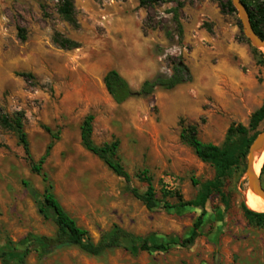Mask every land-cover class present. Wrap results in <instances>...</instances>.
I'll return each mask as SVG.
<instances>
[{"label":"rangeland","instance_id":"rangeland-1","mask_svg":"<svg viewBox=\"0 0 264 264\" xmlns=\"http://www.w3.org/2000/svg\"><path fill=\"white\" fill-rule=\"evenodd\" d=\"M74 3L78 28L62 21L53 0H0V113L23 115L34 162L51 141L42 127L57 134L42 172L91 242L97 243L113 225L149 245L181 241L191 234L202 209L147 211L122 179L82 147L81 122L93 115L95 145L118 141L117 159L134 189L144 192L138 176L145 169L161 205L176 204L178 196L194 200L200 185L214 178V170L181 142L180 127L196 125L199 140L217 146L231 125L247 127L264 101L260 52L244 36L237 13L222 14L217 0H161L144 8L139 0ZM177 3L182 4L181 40L170 13ZM166 31L173 33L172 40L166 39ZM56 33L79 48H58L52 42ZM150 58L158 65L155 75H170V63L181 58L192 81L115 104L102 83L105 73L117 70L138 91L134 82L151 78L139 76ZM262 131L264 119L257 135ZM257 175L264 188V173ZM44 186L42 177L31 172L16 135L0 128V253L9 257L20 251L30 235H54L50 216L45 219L38 212L32 197V191L40 196ZM245 190L244 174L234 169L222 194L210 195L199 237L187 249L115 248L92 257L75 247L50 254L34 248L23 264H264V228L248 223L241 211Z\"/></svg>","mask_w":264,"mask_h":264},{"label":"trees","instance_id":"trees-1","mask_svg":"<svg viewBox=\"0 0 264 264\" xmlns=\"http://www.w3.org/2000/svg\"><path fill=\"white\" fill-rule=\"evenodd\" d=\"M58 16L65 23L78 28L79 24L76 20L75 3L74 0H53ZM245 6L252 29L262 39H264V0H240ZM161 2V0H139V7L144 8L148 5ZM219 10L222 14H235L236 11L232 6L230 0H217ZM182 7L181 3H177L174 9H171L172 20L176 25V36L181 40L182 27L178 21V11ZM20 30L18 36L22 41L25 40V35ZM165 37L172 40L174 35L170 31L165 32ZM245 39L244 36H242ZM246 40V39H245ZM52 42L62 50H73L79 48V43L62 37L61 34L56 33L52 38ZM254 54L257 51L254 49ZM261 53L257 56V63L264 67V60L261 58ZM170 75L156 74L153 78L145 80L138 91L131 89L127 80L122 77L115 69L108 70L102 83L105 91L110 96L112 101L121 105L132 98L148 97L154 93L156 89L170 91L180 85L190 83L192 75L189 68L184 64L181 58L173 59L170 63ZM18 76H25L19 74ZM264 119V101L261 106L255 110L248 122V126L231 125L226 132L225 139L220 146L205 143L199 140L197 136L196 125H185L180 127L179 138L181 142L190 147L196 158L209 165L214 170V178L206 181L200 185L197 196L191 201H182L178 196L176 204L161 203L156 198V192L152 185V180L148 176L147 170H142L139 173V180L145 184L144 192H139L131 186L130 176L120 164L117 159V150L119 143L113 141L109 144L97 146L92 140L93 131V115H87L81 122L79 127L80 141L82 147L98 158L103 164L118 178L122 179L132 197L138 200L147 211H154L158 209H178V208H195L202 209L201 214L197 217L192 226L191 234L181 240L171 243H160L149 245L146 240H139L136 236L127 230L113 225L111 229L100 236L97 243L91 242L88 233L83 228L77 225V222L59 203L53 193L52 183L48 177L42 172V165L54 145L58 140L57 134L52 133L48 127L42 129L49 134L51 141L48 144L44 155L34 162L31 159L29 151V143L27 135L24 131L23 115L17 113L12 117L0 113V128L9 132H13L19 145L22 147L26 159L30 162V170L33 174L40 175L44 183L43 193L39 196L35 191H32V197L38 204V212L46 219L48 215L55 227V233L51 237L30 235L26 239V243L20 251L13 250L9 257L8 254L0 253L1 264H10L15 261L17 264H23L25 258L34 250L39 248L43 254H50L56 249L63 247H75L81 252L92 256L99 257L107 250L122 248L130 250L138 248L143 252H166L172 247L187 249L191 247L196 239L199 237V230L203 224L204 206L208 201L212 192L221 195L224 180L234 169H241L242 174L245 172L246 164L245 158L248 153V148L253 139L257 136V128L259 123ZM250 133H253L250 137ZM264 173V162L261 168V175ZM193 185L197 182L192 180ZM39 199V200H38ZM41 199V200H40ZM241 211L246 221L254 226L264 228V213H256L249 210L244 203H241Z\"/></svg>","mask_w":264,"mask_h":264},{"label":"water","instance_id":"water-1","mask_svg":"<svg viewBox=\"0 0 264 264\" xmlns=\"http://www.w3.org/2000/svg\"><path fill=\"white\" fill-rule=\"evenodd\" d=\"M234 7L239 21L242 26V31L249 43L255 47L264 57V39L260 38L252 29L248 12L240 0H230ZM264 151V131L260 132L252 141L248 148L246 156V168L244 177L246 180V190L250 191L253 195L261 198L264 201V188L261 184L259 176L254 172V159L257 152ZM264 162V161H263ZM262 168V167H261ZM261 170V169H260ZM245 204V203H244Z\"/></svg>","mask_w":264,"mask_h":264},{"label":"bare ground","instance_id":"bare-ground-1","mask_svg":"<svg viewBox=\"0 0 264 264\" xmlns=\"http://www.w3.org/2000/svg\"><path fill=\"white\" fill-rule=\"evenodd\" d=\"M264 53V51H263ZM264 161V151L262 153L257 152L254 159V172L257 175L260 172ZM245 201L249 210L256 213H264V201L253 195L250 191L245 192Z\"/></svg>","mask_w":264,"mask_h":264},{"label":"crops","instance_id":"crops-1","mask_svg":"<svg viewBox=\"0 0 264 264\" xmlns=\"http://www.w3.org/2000/svg\"><path fill=\"white\" fill-rule=\"evenodd\" d=\"M142 66V70H139V76H145V75H150L151 78H153L155 76V73L157 71V63L153 58L147 59ZM257 71V70H256ZM264 74V73H263ZM245 77V75H243ZM104 77V76H103ZM150 78V79H151ZM103 79V78H102ZM147 79H143L141 81H135L134 83L136 84L137 89H139V87L141 86V84ZM149 80V79H148ZM128 84L130 85L131 82L127 81ZM264 87V86H262ZM262 97L264 99V88H263V93H262Z\"/></svg>","mask_w":264,"mask_h":264}]
</instances>
